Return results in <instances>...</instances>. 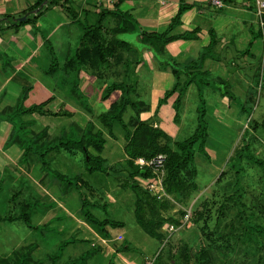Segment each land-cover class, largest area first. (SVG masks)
Returning <instances> with one entry per match:
<instances>
[{
	"label": "rangeland",
	"instance_id": "374dc122",
	"mask_svg": "<svg viewBox=\"0 0 264 264\" xmlns=\"http://www.w3.org/2000/svg\"><path fill=\"white\" fill-rule=\"evenodd\" d=\"M53 7L54 5L47 4V7L35 13L38 14V22L31 23L39 38L46 36L49 23L54 21L53 18L46 21L49 14L53 13ZM252 12L249 11L248 16L251 18L250 25L256 31L257 17ZM73 28L74 26L66 31L67 35L64 28L59 30L54 37L57 41L53 47L45 42L35 60L27 65L26 68L32 69L35 76L26 78L30 93L18 105L22 103L29 106L52 97V108L63 107L70 111L72 106H80L89 108L96 115L105 112L109 104L118 98V93H115L117 98H100V90L104 88L108 76L91 78V86L86 87L82 84L85 79H80L76 70H64L65 60L74 52L78 42L76 33L81 32L80 25H77V30ZM229 31L232 34L235 32L232 40L214 55L224 71L197 76L208 81L200 86L205 101L207 138L201 149L198 143L195 145L192 163L197 170L195 181L199 190L192 193L187 203H177L175 209L163 213L164 217L171 216L178 222L168 220L162 224L159 229L164 237L162 240L150 237L136 222V195L130 187L131 181L126 179L127 169H123L126 158L123 149L126 142L125 131L116 126L115 138L107 131L104 134L106 143L101 156L107 159V174L96 171L88 173L85 170L83 152L79 149L75 152L56 150L45 155L48 162L45 168L38 160V155L29 153L18 162V169L22 170L15 175L19 180L10 182L4 175L0 183V215L25 213L29 218V225L20 218L0 223V255H5L12 249V244L19 241L18 244L22 245L37 244L38 249L33 254L43 261H46L48 254L57 252H60L61 263L79 258L91 249L89 240L94 236L85 226L80 227L81 231L71 233L69 228L73 225V219L70 214L84 220L83 212L90 211L95 218L123 222L122 226L107 225L106 230L111 237L122 236L119 241L110 242L109 245L126 247V250H121L126 257L139 260L143 255L152 257L159 252V258L153 264H182L184 254L187 253L189 264H264V236L254 232L247 237L242 234V216L256 224L264 223L259 207L262 173L260 166L254 161L256 158L264 161V40L257 32L251 34L245 27L241 29L239 26ZM119 37L128 35L122 34ZM249 40L252 41L250 45ZM66 41L71 45H67ZM68 49L71 50L70 53H67ZM134 64L127 63L129 70L126 76L113 78L112 81L125 82L130 86L128 97L133 90V97L150 104L153 102L151 80L148 77L138 78ZM51 68L54 73L49 74L47 71ZM168 81L164 85L165 89L172 86L174 78ZM198 89L196 83L188 86L176 119L173 118L174 111L169 104L160 106L152 117L172 141L183 140L195 131L198 122L197 107L200 105ZM224 89L228 91L226 96L221 93ZM63 98L67 99V104L61 103ZM70 112L73 113L72 110ZM129 113L130 110H127L125 121ZM81 114H86V111L80 110L71 117L41 116L37 113L19 117L10 111L3 116H13L19 125L24 121L33 122L30 128H19V134L39 131L47 126L48 140L55 138V141L64 130L72 134V139L80 136L78 129L83 121ZM92 119L97 123L95 117ZM98 125L101 126L99 122ZM243 144L247 145L244 155L255 159L244 157L242 161L237 158L229 161L234 147ZM26 169L34 170L28 175ZM222 171L223 176L217 180ZM46 172L48 175L42 180L40 175ZM57 173L63 174L64 180L57 178ZM135 181L139 185L144 183L141 178ZM18 190L20 192L16 193ZM82 194L89 201L83 208L84 211L80 197ZM22 200L26 206L19 207L13 203ZM187 209H190L191 216L184 222L183 215ZM85 220L84 223L95 228ZM171 223L176 228L172 232L168 229ZM32 225L34 229L28 227ZM235 235L239 238L236 239ZM167 236L168 240L165 242ZM66 241L68 243L64 244ZM61 245L63 248L60 250ZM95 257V253L88 256L85 263L92 264Z\"/></svg>",
	"mask_w": 264,
	"mask_h": 264
},
{
	"label": "crops",
	"instance_id": "0c3cea01",
	"mask_svg": "<svg viewBox=\"0 0 264 264\" xmlns=\"http://www.w3.org/2000/svg\"><path fill=\"white\" fill-rule=\"evenodd\" d=\"M35 1L37 0H0V183H2L5 176V178L8 179L7 181L10 182L19 180L16 175H18L22 169H18V162L23 157L22 148L16 143H8L12 131V124L6 120L2 111L8 107H14L17 105L24 90L25 93L27 92L24 100L28 97L27 94L29 95L30 91H26V89L28 90L30 86H27L28 82L26 78L35 75L32 73V69L29 70L26 67L31 64L40 51H42L45 42L53 47V44L57 41L54 40V37H56L57 32L62 28L65 29L67 35L66 31L73 26V29L76 28L75 30H77V25H80L81 27V32L76 33V37L79 38L77 40L78 42L75 44L74 52L70 57L66 58L63 65L64 70H76L78 72L77 76L80 79H85L82 84L86 87L91 86L92 83L89 81L91 78L108 76V81L104 83V88H101L100 90L101 99L106 100L113 96H115V98L118 96L116 100L111 102L113 103L120 98L121 90H114L107 97H104V93L107 87L113 82V78L126 76V73L129 70L126 65L129 62L135 63L134 68L135 72H137L136 76L138 78H150L153 102L150 104L145 103L148 106V109L141 112L139 116L142 120H147L152 123L153 126L157 127L159 126V123L156 120H153L152 117L156 115L160 106L164 104L172 106L171 108L174 111L173 118L176 119L173 104L177 92L168 97L165 102L158 105V102L163 97L165 91L173 86L172 84V86L165 89V83L169 82V79L171 80V78H174L170 64H161V61H173L182 65L197 60L202 49L209 44L212 32L216 40L213 58L210 57L205 59L202 68V71L204 70L207 72L206 76H209L212 72L220 73L224 71L223 66L216 62L214 55H216L215 53H218V51L224 49L225 45L232 40L235 32L232 34L229 30L235 29L239 26L241 29L245 27L251 34L256 32L257 35L260 34L259 36L264 40V26H261L258 21L253 0H223L225 4L220 8L213 6L210 0H62L60 4L54 5L53 13H50L49 18L46 19V21H49L53 18L54 21L49 23L48 28L46 29L47 34L44 38H39L36 34L37 30L33 29V25L30 21L20 25L13 24V22L19 21L18 18L22 16L27 18V16L34 17L36 15L35 13L38 9L29 11V7ZM181 1L191 5V7L182 13L180 23L170 30L169 35H179L198 29L196 38L170 41L165 44L163 51L158 54L150 49L145 41L141 39L140 32L162 33L166 31L170 21L176 15ZM116 2L118 5L117 8L114 7ZM115 9L123 13H128L132 17L135 23V28L133 30L119 32L115 35L113 34L112 29L117 26L118 16L109 11H114ZM249 11H253L252 13L257 17L255 18L258 26L256 31H254L252 25H250L251 18L249 19L248 16ZM52 14L53 17H51ZM99 20L102 28L99 32L98 38L113 49L110 56H108V62L103 65L95 64V62L92 61L89 64L84 63L85 56L84 58L80 57L79 61L73 62L72 58H74L76 51L80 46V38L84 32V25L96 24ZM34 21L37 24L38 19L35 18ZM248 25H250V27H248ZM225 32H227V34H225ZM122 34L128 35V37H119ZM129 35L131 36L129 37ZM120 42L123 43V46H119V44L117 45V43ZM63 44L69 45L68 41H66V44L65 42ZM70 51L71 50L68 49L67 53H70ZM6 66L7 68H5ZM33 70L35 71V68H33ZM48 73H54V70L52 69ZM132 92L133 93H131L129 97L137 99L132 96L135 94V91L132 90ZM115 93H118V95L116 96ZM49 98H51V100L45 106V108L49 110L67 112L72 110L73 113L70 112L71 115L69 117L75 113L78 114L80 110L86 111L87 115L81 114V117L83 116V121L80 125L78 124L79 132L84 131L88 123L93 124L94 127H99V121L97 118L98 114L95 115L89 108L72 106L70 111L63 107L52 108L50 105L53 103L54 99L52 97ZM66 100L65 98L61 99V103L64 104L66 102L67 104ZM127 110H130L129 115L127 116L128 118L133 114V111L130 107H128ZM92 117L96 118L97 123ZM84 126L85 129L83 130L82 128ZM33 170L34 169H26V172L29 175ZM47 175L48 173L46 172L44 175H40V177H42L41 179L43 180ZM19 192L20 191L18 190L16 193ZM13 203L19 207L26 205L23 200ZM11 215H22V212ZM70 215L71 219H73V225L69 228L71 233L77 232L81 226H85L95 238L89 240L91 248H98L95 252L96 257L92 260V264H105L104 262L109 264L110 260L113 264H145V258L149 256L143 255L139 260L135 257H126L121 250L116 251V245H109L110 242H117L120 240L117 238L118 235L113 237L109 235L104 236L97 226L93 225L96 229L92 228L84 223L85 219L83 220V218L74 215L73 213ZM0 216L7 217L9 215ZM15 220H19V218L16 217L13 220L2 219L0 220V223ZM86 222L89 223L88 221ZM28 227L30 229L35 228L33 225ZM18 243L19 241L14 245L12 244V249L5 255L0 256H8L16 249L25 246ZM34 246L35 248L33 252L38 249L37 244H34Z\"/></svg>",
	"mask_w": 264,
	"mask_h": 264
},
{
	"label": "trees",
	"instance_id": "16d2710c",
	"mask_svg": "<svg viewBox=\"0 0 264 264\" xmlns=\"http://www.w3.org/2000/svg\"><path fill=\"white\" fill-rule=\"evenodd\" d=\"M62 0H37L30 7L29 11L46 7L47 4L58 5ZM64 4V3H63ZM117 2L114 7L117 8ZM191 5L180 2L178 11L176 15L170 21L166 31L162 33L157 32H146L141 31L140 36L146 45L156 53H161L164 49L165 44L170 41L177 39H194L196 38V33L198 29L188 31L179 35H169L170 30L180 23L182 13L189 9ZM118 16L117 26H115L112 31L113 34L119 32L130 31L135 28V23L132 17L128 13H123L115 9L114 11H109ZM38 16L36 14L34 17H28L23 21L13 22L15 25H20L25 22H32ZM102 26L100 25V20L96 24L84 25L83 34L80 38V46L78 47L74 58L72 61H79V58H84V63L95 62V64L103 65L108 62V56L112 52V47L108 46L98 38L99 32ZM260 35V34H259ZM252 41H249V45ZM123 46V43H117V45ZM216 40L213 33L211 32V40L207 46H205L199 57L195 61H190L188 63L179 65L176 62H165L161 61V64H170L172 68V73L174 75L173 86L166 90L163 97L159 100L158 105L165 102L168 97L177 92V96L174 100V110L175 116H178V111L181 105L182 95L186 91L187 87L191 83H196L199 90L200 105L197 107L198 117H197V126L195 131L187 138L179 141H172L170 137L159 127L153 126L147 120H142L140 118V113L146 111L148 106L142 100L132 99L128 97L129 92L128 88L130 87L122 81H113L106 89L104 97H107L114 90H121V96L117 101H114L110 104L109 108L100 114L97 118L101 126L94 127L93 124L88 123L86 129L80 133L77 139H72V134L64 130L60 135L59 139L57 138L48 140V128L44 126L39 131H29L27 133L19 134V128H30L33 124L32 121H24L19 125L18 121H15L13 116L8 115L4 116L12 124V131L8 139V143H16L20 148L23 149V157L33 153L38 155L39 161H41L42 166L45 168L48 166L44 156L49 155V153L56 150H69L75 152L76 150H82L85 170L88 173L92 172H101L108 173L109 166L107 165V159L101 156V152L106 143L104 138L105 131L112 137L115 138L114 128L119 126L122 130L125 131L124 136L126 142L124 144L125 152V166L123 169H127V178L131 181L130 187L136 195L135 199V208L134 214L136 222L142 227V229L153 238L162 240L164 237L159 231L160 227L165 221L178 222L171 216L164 217L163 213H168L169 211L176 208L177 203L185 204L191 197L192 193L198 190V185L195 181L197 175V170L192 163L194 162L195 157V145L198 143V147L201 149L207 138V125L205 123V101L201 93V85L206 84L208 81L204 78H197L198 75L206 76L207 72L202 71L204 60L207 58H213L214 47ZM248 50V47L245 49V52ZM49 69L47 72H50ZM200 79V80H199ZM202 79H204L202 81ZM129 86V87H128ZM26 91H28L26 89ZM27 93V92H26ZM25 90L20 97V100H24L26 96ZM223 95L228 94L227 90L221 91ZM51 100V98L36 103L30 106L15 105L14 107H8L2 111V114L5 112H12L15 116L21 115H31V114H40V115H63L70 116L71 113L67 111H52L45 108L46 104ZM128 107L133 111V114L130 115L125 121V112ZM257 126V123H255ZM93 151H92V150ZM247 149V145L243 144L242 146H235L233 149V154L228 158V160H233L234 158L242 161L244 157L255 159L252 156H245L244 151ZM159 153L166 155L165 159V176L163 179L164 190L168 196H164L161 199H157L155 196H152L142 185H139L135 180L137 178L147 179L152 176L151 170L149 168H140L134 164V159L137 157H143L149 159ZM261 168V176L263 180V185L261 189V200H260V211L263 214L262 218L264 220V161L256 158L254 160ZM224 174L222 171L217 180H219ZM57 178L64 180L63 174H55ZM67 183H70L67 181ZM82 210L88 204V198L86 195L82 194ZM26 206V205H25ZM84 211V210H83ZM83 215L85 219L93 224L94 226H99L100 232L104 236H108L106 230L107 225L111 226H122L123 222L116 221L112 219H98L95 218L90 211H84ZM23 219L26 223L29 224V218L25 213L22 215L7 217L0 216V220L9 219L13 220L14 218ZM168 218V219H167ZM242 234L247 237L251 233H259L264 236V223L256 224L250 222L248 219L242 216ZM241 234V235H242ZM235 238H239L238 235H235ZM68 241L64 242V244ZM63 244V245H64ZM63 245L59 246L60 250L63 248ZM116 251L125 249L126 247L116 246ZM35 246L34 244H28L23 247H20L13 251L8 256H0V264H86L85 260L88 256L94 254L98 248L92 247L90 250H87L79 258H75L70 262L60 263V252H57L53 255H47L46 261L41 260L40 258L35 257L33 254ZM159 258V254L156 259ZM109 264H113L110 260ZM182 264H189V259L187 253L184 254V262Z\"/></svg>",
	"mask_w": 264,
	"mask_h": 264
},
{
	"label": "built area",
	"instance_id": "2783aa9c",
	"mask_svg": "<svg viewBox=\"0 0 264 264\" xmlns=\"http://www.w3.org/2000/svg\"><path fill=\"white\" fill-rule=\"evenodd\" d=\"M112 1V0H110ZM211 4L217 8L224 6L223 0H210ZM256 15L261 26H264V0H253ZM165 159L166 155L159 153L149 159L143 157H137L134 159V164L140 168H149L151 170L152 176L147 179H142L144 181L143 187L157 199H161L164 196H168L164 190L163 179L165 176ZM191 216L190 209H187L183 215V221L187 222ZM168 229L170 232L174 231L176 228L174 224H169ZM118 239H121V235L117 236ZM168 236L165 237L164 241L167 242ZM159 252H156L152 257H146L145 264H153L156 260Z\"/></svg>",
	"mask_w": 264,
	"mask_h": 264
},
{
	"label": "water",
	"instance_id": "95a60500",
	"mask_svg": "<svg viewBox=\"0 0 264 264\" xmlns=\"http://www.w3.org/2000/svg\"><path fill=\"white\" fill-rule=\"evenodd\" d=\"M25 18H26L25 16H22V17H20L18 19H19V21H23Z\"/></svg>",
	"mask_w": 264,
	"mask_h": 264
}]
</instances>
